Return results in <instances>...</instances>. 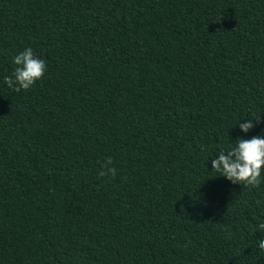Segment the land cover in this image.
<instances>
[{
    "label": "trees",
    "instance_id": "16d2710c",
    "mask_svg": "<svg viewBox=\"0 0 264 264\" xmlns=\"http://www.w3.org/2000/svg\"><path fill=\"white\" fill-rule=\"evenodd\" d=\"M262 128L264 0H0V264H264V184L209 161Z\"/></svg>",
    "mask_w": 264,
    "mask_h": 264
},
{
    "label": "clouds",
    "instance_id": "9594fccd",
    "mask_svg": "<svg viewBox=\"0 0 264 264\" xmlns=\"http://www.w3.org/2000/svg\"><path fill=\"white\" fill-rule=\"evenodd\" d=\"M11 62L15 67L11 76L5 78V82L18 92L31 89L47 70L45 60L36 56L31 47L19 51L12 57ZM259 117L241 119L236 126L241 133L248 134L260 124ZM209 161L211 170L219 173L220 177L232 184L252 189L259 188L264 184V171H262L264 169V128L251 138L238 136L235 142L219 150L215 158ZM115 174V169L111 167V160H107L100 175L114 176ZM257 203L258 206H264L259 201ZM256 229L257 233L264 231V217L256 223ZM258 248L264 251V235L259 236Z\"/></svg>",
    "mask_w": 264,
    "mask_h": 264
}]
</instances>
